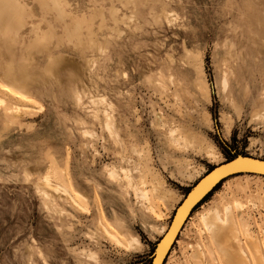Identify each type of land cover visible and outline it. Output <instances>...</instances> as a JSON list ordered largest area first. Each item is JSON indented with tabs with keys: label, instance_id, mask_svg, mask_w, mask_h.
<instances>
[{
	"label": "rangeland",
	"instance_id": "374dc122",
	"mask_svg": "<svg viewBox=\"0 0 264 264\" xmlns=\"http://www.w3.org/2000/svg\"><path fill=\"white\" fill-rule=\"evenodd\" d=\"M15 1L27 10L19 28L0 18L15 37L0 35V86L18 79L25 96L0 88V264H149L159 229L204 173L228 153L264 158V0H57L56 14ZM171 129L202 148H176ZM262 177L220 183L163 264H222L199 217L234 200L264 260Z\"/></svg>",
	"mask_w": 264,
	"mask_h": 264
},
{
	"label": "bare ground",
	"instance_id": "6f19581e",
	"mask_svg": "<svg viewBox=\"0 0 264 264\" xmlns=\"http://www.w3.org/2000/svg\"><path fill=\"white\" fill-rule=\"evenodd\" d=\"M52 1L56 2L57 0H52ZM0 2H2V3L4 2V3L9 4L10 9H14L18 13H20L21 7H19L17 5L15 0H0ZM55 4H54V6H56ZM6 12H7L6 8L3 9L0 7V18H2L3 16H7V15H8V17L13 16L12 13L10 14V12H8V13H6ZM227 87H228V84L226 81H224L223 88L226 89ZM0 88L9 97H15V98H19L21 100L24 99V98H22V96H25L24 93L19 92L15 89L5 85V84H2L0 86ZM24 101H26V99ZM0 103H3L2 98H0ZM18 110H19V105H18ZM105 124L108 125V123H105ZM177 131H179V129L178 130L177 129H171L170 130V135H171L170 137L172 138L173 143L176 146V148H178V149H187V148H192V147L197 148V149L202 148L203 142L198 137H196L195 135L193 136V135L186 133V132H182V131L177 132ZM174 135H176V136H174ZM117 137L120 140V136L117 135ZM170 143H172V142H170ZM206 153L209 157H215L216 156V152L214 151V149L212 147H207ZM138 154L140 155V153H138ZM257 175H259V174H257ZM140 176H141V174H140ZM259 176L262 177L263 175H259ZM262 178H264V177H262ZM141 184H144V182ZM51 188H52V186H51ZM63 189H64V187H63ZM150 192L152 193V195L154 197H156L160 200H163V201H165L170 196V193L163 189L162 183L160 181H152L150 183ZM138 194H140L142 199L148 200V203H149V193H148L147 189L146 190H140L139 189L137 192V195ZM218 195H219V193H216L215 196H218ZM72 201L74 202L73 199H72ZM244 205L245 204H243L241 201L234 200L231 203L225 204L221 209H219V208L208 209L205 212L200 214L199 222L201 225H203L204 231H206L209 239L214 244L216 251H217V254L220 256L222 264H248L249 261L246 258L248 252L251 254V256L253 257V261H255L256 264H264L263 263L264 260L262 259V252L260 250L261 249L260 242L258 241V239L256 237H254L251 234L252 232L250 233L247 230L246 225L243 229L241 228L242 230H240V226H239L238 222H236L235 215L233 212V208L240 211L243 209ZM150 207H152V206H150ZM176 207L174 209H176ZM149 211H151V210H149ZM153 211L156 212L155 210H152V213H153ZM155 214L157 217H160V215L157 212ZM104 220L105 219H103L100 215L101 226H103V228H105L108 232H110L108 230L109 228H108V226ZM108 223L113 228V231H115L116 229L112 226V224L109 221H108ZM167 229H168V226L162 227V229L159 231V233L161 234L160 237H162L165 234ZM116 232H117V230H116ZM111 233H110V236L112 235ZM118 234H119V232H118ZM119 236L121 237V235H119ZM241 236H243L245 238L246 246H244L240 242ZM126 242L128 245H130V246L133 245L134 247L141 245L140 242H138L134 239H126ZM200 256H201V251H199L198 249H197V251H194L193 258L196 261L199 260ZM162 260H163V256L159 260L158 264H161Z\"/></svg>",
	"mask_w": 264,
	"mask_h": 264
},
{
	"label": "water",
	"instance_id": "95a60500",
	"mask_svg": "<svg viewBox=\"0 0 264 264\" xmlns=\"http://www.w3.org/2000/svg\"><path fill=\"white\" fill-rule=\"evenodd\" d=\"M259 174L264 176V158L234 153L228 160L212 166L193 185H191L178 203L168 224L165 234L154 244L149 264H158L163 256L164 263L173 242L176 240L183 225L193 209L221 181L227 177L241 174Z\"/></svg>",
	"mask_w": 264,
	"mask_h": 264
},
{
	"label": "crops",
	"instance_id": "0c3cea01",
	"mask_svg": "<svg viewBox=\"0 0 264 264\" xmlns=\"http://www.w3.org/2000/svg\"><path fill=\"white\" fill-rule=\"evenodd\" d=\"M38 1H39L43 10H48V11L53 10V11H55V14H56V10H55L56 6H54V4L56 3L55 1H54L55 3L52 0H38ZM20 7H21L20 13L12 14L13 16H9L10 21H13L17 28L21 27V25H22L21 16L23 14H26V10H27L24 5H22ZM36 32H37V29H36ZM0 35H2L4 38H6L9 44H11V42L15 41V37L13 36L12 29L10 27H8L6 24H0ZM44 35L45 34H38L35 43L40 44V45H44L46 43L45 42L46 39H45ZM48 59H49V61H48V65H47L45 72L47 74L51 75V73L55 69L56 64H55V60L51 56H49ZM4 71H5L4 76L7 78H10V76H13V77L15 76V74L13 73V71L11 69V66H9L7 69H4ZM4 84L23 93V91L21 90L22 89L21 81H19L18 79H14V80L10 81V83H4ZM162 227L159 229V231L162 229ZM159 235L161 236L160 233H159ZM128 239H134V240L141 243V241L139 240V238L137 236H131Z\"/></svg>",
	"mask_w": 264,
	"mask_h": 264
},
{
	"label": "trees",
	"instance_id": "16d2710c",
	"mask_svg": "<svg viewBox=\"0 0 264 264\" xmlns=\"http://www.w3.org/2000/svg\"><path fill=\"white\" fill-rule=\"evenodd\" d=\"M232 155L228 153V158L229 159ZM234 176V175H233ZM228 178V177H227ZM226 178V179H227ZM226 179H224L223 181H221L220 183L224 182ZM220 183L218 185H216V187L209 193L205 196V198L193 209L192 212H194L196 210L197 207H199L202 203H204L217 189H218V186L220 185ZM153 250V248H152Z\"/></svg>",
	"mask_w": 264,
	"mask_h": 264
}]
</instances>
